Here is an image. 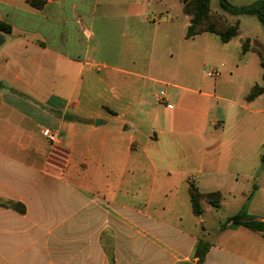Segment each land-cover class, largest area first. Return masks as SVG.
Segmentation results:
<instances>
[{
	"label": "crops",
	"instance_id": "0c3cea01",
	"mask_svg": "<svg viewBox=\"0 0 264 264\" xmlns=\"http://www.w3.org/2000/svg\"><path fill=\"white\" fill-rule=\"evenodd\" d=\"M80 1L111 7L109 27H122L108 62L68 49L64 0H45L26 10L45 34H16V72L0 70V264H264L262 234L220 229L242 208L264 220V92L245 100L262 81L222 54L212 80L183 85L155 68L162 56L126 53L147 42L138 28L126 40L131 21H171L180 0ZM190 184L219 205L194 213Z\"/></svg>",
	"mask_w": 264,
	"mask_h": 264
},
{
	"label": "rangeland",
	"instance_id": "374dc122",
	"mask_svg": "<svg viewBox=\"0 0 264 264\" xmlns=\"http://www.w3.org/2000/svg\"><path fill=\"white\" fill-rule=\"evenodd\" d=\"M148 1L157 4V0ZM182 1L180 0V4L177 1L174 2V7L168 14L173 18L171 21L167 17L160 24L156 21H144L138 26H136V21H131V24L126 28V40L133 38L136 34L135 29L138 28L140 37L146 39L147 42L145 45L133 46L132 50L130 49L126 53L155 54L159 58L162 56L163 62L159 59L160 61L155 63V68L160 70H170L171 68L173 70L171 72L173 76L165 77V79L194 87H197L202 75H206V72L213 68V62L219 61V56L223 54L228 58L226 66L233 62L235 64L246 62L245 68L248 69L249 76H254L258 82H261L260 72L262 69L259 65V56L253 51L242 53L241 43L248 38L250 45L255 47L258 43L264 45V25L255 16L228 14L219 7L217 0H211L210 12L220 17L225 23L236 25L239 30L238 35L228 42H221L217 36L211 33H202L193 39H185L184 34L187 26L185 24L186 14L182 11ZM229 1L240 5L252 2L251 0ZM72 2H76V9H72ZM82 2L80 0H64L62 15L67 18L64 24L65 32L69 37H76L78 40L71 42L68 49L87 48L91 57L94 55L101 61L108 62L107 52L121 50L123 38L119 33L122 27L119 31L116 30L119 27H109L111 14H113L111 7L98 5L90 11ZM26 10H33L26 0H0V19L9 22L13 28L12 33L6 35L5 42L0 46V70L9 73L16 72V55L18 54L16 34L27 36L45 34L44 29L47 28V24L43 18L31 15ZM149 15H152L150 17H154L153 20H155V14ZM78 17L83 18L82 22L78 23ZM167 21L170 22V27L169 31L166 30L168 36L164 37L162 30L167 27ZM55 22L59 23V21ZM53 25L56 26V24ZM20 27L23 28V31H19ZM87 31H93V34L88 35ZM168 54L173 55V59L166 63L167 59L169 60ZM237 74L242 81L244 74H241V71H237ZM213 78L211 77V80ZM164 88V85L157 86V90Z\"/></svg>",
	"mask_w": 264,
	"mask_h": 264
},
{
	"label": "trees",
	"instance_id": "16d2710c",
	"mask_svg": "<svg viewBox=\"0 0 264 264\" xmlns=\"http://www.w3.org/2000/svg\"><path fill=\"white\" fill-rule=\"evenodd\" d=\"M26 2L35 9L42 8L45 4V0H26ZM210 2L211 0L182 1V11L189 16V22L184 34L185 39H193L196 35L201 33H211L217 36L221 42H228L238 35L239 30L236 25L227 24L220 17L210 12ZM217 2L219 7L228 14L255 16L256 19L264 25V0H254L250 3L241 5L233 4L229 0H217ZM0 32L10 34L12 32V25L0 19ZM247 51H253L259 56L260 66L262 68V82L252 85L248 94L245 96L246 101H251L264 92V45L263 43H258L255 47L250 45L248 43V38H246L241 43V52L245 53ZM261 162L264 167V152L261 155ZM189 195L193 211L196 214L200 213L202 210V199H205L214 206H218L221 198L220 192L200 193L193 184H190ZM20 210H23L22 207ZM238 226L248 227L264 236V220L256 219L254 216L250 215L245 208L227 217L221 224L220 229L235 228ZM209 246L210 242L205 240H199L196 243L194 254L198 257L199 262L202 261ZM180 264L192 263L182 262Z\"/></svg>",
	"mask_w": 264,
	"mask_h": 264
},
{
	"label": "built area",
	"instance_id": "2783aa9c",
	"mask_svg": "<svg viewBox=\"0 0 264 264\" xmlns=\"http://www.w3.org/2000/svg\"><path fill=\"white\" fill-rule=\"evenodd\" d=\"M217 74H218V70L215 69V68H212V69H210V70H208L206 72V75L209 76V77H214ZM159 97H160V99H163V97H164V92L163 91L160 92ZM41 133H42L43 136H45V138L50 143H53V142H56L57 141L55 134L51 130H49L47 128H43L41 130Z\"/></svg>",
	"mask_w": 264,
	"mask_h": 264
},
{
	"label": "water",
	"instance_id": "95a60500",
	"mask_svg": "<svg viewBox=\"0 0 264 264\" xmlns=\"http://www.w3.org/2000/svg\"><path fill=\"white\" fill-rule=\"evenodd\" d=\"M5 42V33L0 32V46ZM2 88V81L0 80V89Z\"/></svg>",
	"mask_w": 264,
	"mask_h": 264
}]
</instances>
